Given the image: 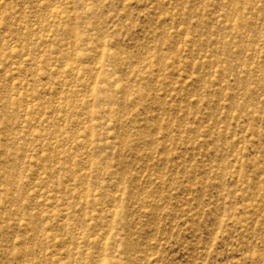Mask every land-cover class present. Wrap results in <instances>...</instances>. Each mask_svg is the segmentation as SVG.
<instances>
[{"label":"rangeland","instance_id":"obj_1","mask_svg":"<svg viewBox=\"0 0 264 264\" xmlns=\"http://www.w3.org/2000/svg\"><path fill=\"white\" fill-rule=\"evenodd\" d=\"M0 264H264V0H0Z\"/></svg>","mask_w":264,"mask_h":264}]
</instances>
